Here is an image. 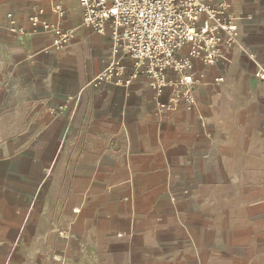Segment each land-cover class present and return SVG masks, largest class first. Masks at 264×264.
<instances>
[{
	"label": "crops",
	"instance_id": "crops-1",
	"mask_svg": "<svg viewBox=\"0 0 264 264\" xmlns=\"http://www.w3.org/2000/svg\"><path fill=\"white\" fill-rule=\"evenodd\" d=\"M39 9L74 30L61 51L8 31ZM229 12L237 44L159 113L144 76L94 86L113 44L78 0H0V264H250L231 247L264 244V0Z\"/></svg>",
	"mask_w": 264,
	"mask_h": 264
},
{
	"label": "built area",
	"instance_id": "built-area-1",
	"mask_svg": "<svg viewBox=\"0 0 264 264\" xmlns=\"http://www.w3.org/2000/svg\"><path fill=\"white\" fill-rule=\"evenodd\" d=\"M78 2L83 24L96 34L107 36L113 44L112 56L94 80V86L119 85L144 76L159 98L171 91L167 101H158L159 113L181 103L193 107L197 80L189 72L192 63L218 64L224 49L234 47L239 37L237 20L229 12L232 0ZM55 10L59 17L65 13L62 5ZM7 23L8 31L19 37L49 34L51 43L44 54L61 51L75 36L74 30L45 18V9L30 15L27 25H21L9 12ZM258 76L264 82V70Z\"/></svg>",
	"mask_w": 264,
	"mask_h": 264
},
{
	"label": "rangeland",
	"instance_id": "rangeland-1",
	"mask_svg": "<svg viewBox=\"0 0 264 264\" xmlns=\"http://www.w3.org/2000/svg\"><path fill=\"white\" fill-rule=\"evenodd\" d=\"M228 247L225 246V248H218V249H226ZM230 248V247H229ZM231 252L243 256L247 255L249 257L250 264L257 263L258 264H263L264 263V258L259 259V254L264 253V244L260 243L258 245H250V246H236V247H231Z\"/></svg>",
	"mask_w": 264,
	"mask_h": 264
}]
</instances>
